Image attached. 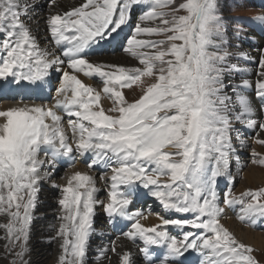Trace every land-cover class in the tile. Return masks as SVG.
I'll return each instance as SVG.
<instances>
[{
	"label": "snow or ice",
	"instance_id": "6c2138e0",
	"mask_svg": "<svg viewBox=\"0 0 264 264\" xmlns=\"http://www.w3.org/2000/svg\"><path fill=\"white\" fill-rule=\"evenodd\" d=\"M141 5L147 10L124 49L141 67L94 64L85 58L86 49L112 39L129 20L132 8ZM37 6L32 0H0V86L28 82L27 87L43 91L49 70L55 67L62 72L53 106L0 110V213L9 218L4 226L8 238L21 242L17 255L25 251L41 167L47 163L55 168L58 158H67L71 164L77 153L81 157L91 154L89 168L110 169V176L100 177L109 185L104 211L110 223L116 217L131 222L122 236L133 244L143 243L139 251L146 264H185L190 251L199 254V264H258L252 248L220 222L224 208L217 178L229 175L235 152L231 133L239 132L237 124L264 132V120L256 118L257 109L246 94L249 80L243 79L228 94L230 86L223 77L235 65L228 66L229 53L221 52L224 26L218 0H182L179 4L175 0H83L78 7L46 18L55 43L68 45L61 56L52 58L33 35L31 22ZM181 11L185 14L179 15ZM248 19L264 23V15ZM142 35L163 39L138 38ZM259 67L256 96L264 101V53ZM76 72L102 78V92L112 101L107 111L113 115L102 107L101 92L85 84ZM133 85L141 87L142 94L129 102L122 89ZM54 109L76 118L68 120L75 147L68 142L62 117ZM260 111L264 112V103ZM257 142L264 145V140ZM41 151L51 158L39 159ZM259 163L264 164V158ZM95 183L93 176L75 171L62 187L61 223L56 233L62 240L59 264H85L93 231ZM141 186L166 212L191 214L192 218L161 216L158 225L145 227L141 223L145 214L129 211ZM223 204L239 205L238 219L255 226L257 218L264 219V187L239 196L226 192ZM168 225L202 231H184L177 238L169 234ZM151 246L162 248V253L153 255ZM116 250L113 241L111 251ZM107 251V245L99 248L96 259ZM119 264H133L131 251L119 254Z\"/></svg>",
	"mask_w": 264,
	"mask_h": 264
},
{
	"label": "rangeland",
	"instance_id": "374dc122",
	"mask_svg": "<svg viewBox=\"0 0 264 264\" xmlns=\"http://www.w3.org/2000/svg\"><path fill=\"white\" fill-rule=\"evenodd\" d=\"M46 1H48V0H44L39 4V9L35 8V10H36L35 13H41L42 11L45 10V8H47ZM180 2H182V0H175L176 4H179ZM173 6H175V5H173ZM218 8H219L218 14L221 16L222 23L224 26V37H223V44L221 47V52L222 53L223 52L229 53L227 60H226V64L228 66H231V65H233V63L238 62L239 60H242L243 57H242L240 50L244 51L245 55H247V53H249V55L258 54L256 57L257 59L255 58L253 66H252V64H250L252 61H249V63L246 64L247 66H249L253 70H255L257 67L259 69H257V72H254L251 74L253 76V79H250V78L249 79L251 80L252 84L253 83L254 84L250 85V88L246 89L245 91H251L252 89H254L252 91V94H254L253 97L257 101V108H256L257 109V117L256 118L258 120H264V112L260 111V106L262 103H264V101H261L260 99L257 98L256 89H255V82L257 79H259V77H258V72L260 71V67L258 66L259 60H260L261 54L264 51V47L256 46L255 50H257V51H255L252 48V44H251L252 41L250 40L251 39V32L255 31L254 28H255V25L257 24L258 20L248 19L251 17L259 16V15H264V0H218ZM146 10H147L146 7L142 6V5L141 6H134L132 8V10L130 12L129 20L124 25L121 26V28L117 31V33L114 34L115 36L116 35L121 36V38H120L121 40H120L116 50H114L113 48L110 49V47H109V50L107 49V50H102V51H97V52L94 50H89V53H91V55L86 56L85 58L91 57V56L94 57L93 59H95V58L104 59L106 57L109 58V57H112L114 51H117V50H118L117 52H120V53H118V56H117L118 58H119V56H120V58H124V57H121L124 55H128L129 58L130 57L134 58L129 53H127L124 49L127 46L128 38L132 35V33L134 31V28L137 24L136 23L137 19ZM46 11H48V10H46ZM178 14L182 15L185 13L181 11ZM237 18H244V19H237ZM139 22L141 23V21H139ZM237 30H239V36H237ZM146 39L158 40V39H163V37L162 36H152V37L147 36ZM118 40H119V38H118ZM94 46H95V44L92 45L90 48L93 49ZM133 62L135 63L134 65L127 66V67H141V65H139L137 59L132 60V63ZM243 63H244V61H243ZM100 64H104V63L102 62ZM105 65H107V64L105 63ZM65 66L66 67H64V66L63 67L65 69H67V65H65ZM53 70H54V68H53ZM68 70L71 71L70 69H68ZM76 73H77L79 79H83L82 80L83 82L84 81H86L85 83L89 82L90 86L96 85L95 86L96 90L101 92V105H102V107L104 108V110L106 111L107 114L113 115L114 113H110L107 111L109 108L112 107V101L108 98L107 95H105L102 92V89H103L102 78L99 76H96V75L92 76V77H88V76L84 77L85 75L83 73H81V72H76ZM235 73L237 74V71L226 72L225 76L223 77L225 85L231 86V83L233 80H235V79L240 80V78ZM61 75H62V73L58 72L57 74L49 76L48 82L50 83V86L46 89V93L44 96L39 97L38 94H35L31 90H27L26 86H27L28 82H22L20 85L22 86L24 91H22L20 93V95H19L20 97H18L17 99L14 98V99L6 100L5 98L3 99V97L1 96L0 97V104L3 102H10L12 104H15L18 102L19 103L27 102V103H33V104L39 103V102L40 103L46 102L48 104L51 100L55 99V89L58 87ZM150 82L151 81L146 80V83H150ZM0 83H2V82H0ZM229 88L230 87L227 88V91L231 90ZM3 89H8V88H5L2 86V90ZM2 90H0V91H2ZM122 91H123L125 98L129 102L133 101L134 99H138L139 96L142 94L141 87H138L135 85H133L132 88L122 89ZM49 93L51 94L50 98L46 99L45 97ZM63 116L64 115L61 116L62 117V123H66L65 126H67V127H68V120L69 119H73V118H74L73 120L76 119L74 116L72 118H70L69 116L68 117L67 116L63 117ZM236 128L239 131H241V133L240 132L237 133L236 131L231 133V135L233 137V147L235 148V152L233 154L235 155V153H236V156H237L236 159H235V157L233 158V156H234L233 154L230 157V159L233 158L230 160V168H229V172L232 173V176H231V178L225 180L224 182H222L221 177L217 178V188H218L217 193H218V196L220 197V206L222 208H224V213L220 217V222L223 225V220L225 221V219H228V218L235 220V218H237L236 219L237 223H239L243 227H247L251 230L264 233V219L257 218L256 225L254 226L250 222L241 221L240 219H238L237 213L239 212V205L235 206V208L238 210V212L236 211L235 212L236 215H234L233 211H230V206H226L223 204V196L226 192L231 191V193L233 195L239 196L241 193H243L247 190H256L258 188L264 187V183H258L255 185L249 184V182L243 177V171L249 170L251 167H254V168L260 170V173L262 175L260 180L264 178V164L259 163V160L264 158V145L257 142L258 139L264 140V138L263 139H261L259 137L257 138V135L260 133L259 130H256L257 128L245 130L244 127L240 126L239 124L236 125ZM238 134H239V139H236ZM69 136H71V135L69 134L68 138H69ZM242 137L244 138V140H242L243 139ZM241 141H243V143H241ZM254 146L261 148L262 152L255 151ZM165 150H168V149H165ZM253 152L257 153L258 155L253 156ZM38 155L39 156L42 155L41 160H45V161H47L48 159L51 158V154L49 153L46 156L44 151L39 152ZM73 155L76 157L75 160L72 161L71 164H69V162H68L67 164L62 165L60 167V169H58V170H57V167H55V168L49 167L47 163H45L41 167L40 174L42 173L41 176H45L46 181L44 180L45 182L42 181L38 185V192L40 193V196H39L40 199L42 198V195L47 193V191H48V195H47L48 198L49 199H52V198L55 199V197L58 194L60 195L62 193V186L61 185L64 184V182H65L66 173H68V169L71 168V166L77 165V164L85 165V167H86V166H88V164L91 161V156L81 157L77 153H73ZM77 160L80 163L77 162ZM235 160L237 163L240 164L238 169L234 166L236 164ZM92 170H93V172L92 171L91 172L93 173V177L95 178V181L97 180L101 183L100 184L101 187H98L99 191H96L95 196H94V200L97 201V203L100 205L99 206L95 205L94 211H93V216H96L95 217L96 219L94 220V225L96 227L95 229H97V232H101L98 228L102 227V225H103L102 221H104L103 217H104V215H106V212L104 211V204H106L108 202L109 185L104 180H102V182H101L100 177H101V174L104 176H110L111 171H109L110 169H104V168L98 167V166L96 167V169H92ZM56 171H58V172L55 174ZM45 173H48V175H45ZM161 179H166V177H161ZM242 185L244 186V188L240 189V187ZM107 187H108V189H107ZM145 190L146 189H144L141 186L138 189L137 193H144ZM97 197L101 198V199H98ZM245 199H248V198H245ZM134 200H135V196H133V201ZM147 200L148 199H145L144 202L138 204L139 211H142L145 215H154L155 214V216H157L158 218L162 216L166 219H179V218L191 219L192 218L191 214L166 212L163 209L162 205L158 202L155 204L158 205V207L160 208V211L151 210V207L147 206L150 200H148V201ZM152 201L154 202V200H152ZM42 207L43 208L38 207L37 210L45 213L46 208L53 209V207H56V203L52 200H51V202L43 200L42 201ZM101 207H103V209ZM129 211L133 212V211H138V210H137V208H134V206L131 203L129 205ZM21 212H23L22 208H21ZM45 215L46 214H44V216L40 218L41 221H38L39 219L30 220L28 230L29 231L34 230L37 226L41 225V227H44L42 230V233L43 234L48 233L50 230L52 221L47 219L48 217H50L49 214H47L48 216H45ZM8 223H9L8 216L6 214H3L2 216L0 215V229L2 228V230L4 231L0 234V241L3 242V246H0V248L3 250L2 251L3 253L0 254V260L3 261L2 264H27L28 260L26 258H24L26 253L28 255L30 254V257H32V259L34 260L33 262L36 263L35 261L37 259V257H36L37 254L32 252V249H31V251L26 250L28 239L24 245L25 251H24L23 256L17 255V253L20 252V250H21L19 245H18L21 242L13 243L8 238L7 229H6V227H4ZM158 224H156V225H158ZM167 230L169 231L170 235L176 236L177 238H181L184 231H192V232L197 233V234L200 231H202V230L193 229L190 226H186L183 230H181V229H178L172 225H168ZM105 236H107V235H105ZM239 242H241V241H239ZM36 243L41 244L42 242L40 240H37V241L35 240L34 243L32 244V246H34ZM45 243H48V244H45ZM45 243H44L43 247H46V251H47L48 255L42 264H59V262L57 261V258L52 256V254H53V241H48V242L45 241ZM241 243L247 245L244 242H241ZM251 248H252L251 255L257 260L258 264H264V250L257 249L255 247H251ZM194 254L197 257H199V254L197 252L194 251ZM89 262H93V260H89ZM193 264H199V262L198 263L193 262Z\"/></svg>",
	"mask_w": 264,
	"mask_h": 264
},
{
	"label": "bare ground",
	"instance_id": "6f19581e",
	"mask_svg": "<svg viewBox=\"0 0 264 264\" xmlns=\"http://www.w3.org/2000/svg\"><path fill=\"white\" fill-rule=\"evenodd\" d=\"M42 1H44V0H32V2H34L36 5H38V7H36L38 9H39V4ZM80 3H83V0H56V4H55V6H53L52 5V0H48V1H46L47 8H45V10L42 11L41 13H35L36 10H35V8L33 9L34 18H33V21L31 22L33 35L35 36L36 42L39 45V47L41 49H46L48 51L49 58H52L53 55L61 56L62 52L64 51V49L66 47H68V45L67 44L57 45L55 43V41L53 40L52 36L49 34V31L47 29L46 18L48 17V15L50 13L60 12L62 14L64 11L69 10L71 7H78L80 5ZM46 10H48V11H46ZM139 21L140 20L138 18L136 23H140ZM144 23L146 24V26H151L150 24H147V22H144ZM254 29H255V31L251 32V39L250 40L252 41V43H251L252 44V48L255 50L256 46L264 47V23L259 22L255 26ZM118 38H119V40H118ZM120 38H121L120 35H116V36L113 35L112 39L108 40L107 42H100L99 44H95L93 49L89 48V49L85 50L86 51V56L91 55V53H89V50H94V51L97 52V51H102V50H107V49L109 50V47H110V49L113 48L114 50H116V48H117V46H118V44H119V42L121 40ZM138 38L146 39L147 36L146 35H142V36H140ZM117 51H114L113 56L109 57V58H107L105 56L106 58H104V59H100V58L93 59L94 57L91 56V57H87L86 59H88L91 63H94V64H100V63L103 62L104 64L105 63L106 64H116V65H122L124 67L132 66V65L135 64L134 62L132 63V60H136V59L135 58H131V57L129 58L128 55L121 56V57H124V58H120V56L118 58L117 56H118V53H120V52H117ZM255 51H257V50H255ZM240 52H241L242 57H243L242 60H239L238 62L233 63V65H235V69H231L230 68V70H229V71H232V72L237 71V74L236 73L235 74L240 78V80L235 79V80L232 81L231 86L229 88L231 90L228 91L229 95H232V87H235L236 85L241 84L243 79L249 80L250 85H253L254 83L252 84V82L250 80V79H253V76L251 74L254 73V72H257V69H259L257 67L255 70H253L249 66L246 65V64L249 63V61H252L250 64H252V66H253L255 58L257 57L258 54L249 55V53H247V55H245L244 51L240 50ZM263 53H264V51H263ZM243 61H244L245 64L243 63ZM65 65H67L66 62L64 64V67H66ZM53 68H54V70H53ZM53 68H51L49 70V76L58 73L56 71V68L55 67H53ZM75 75H77V73H75ZM93 76H95V75H93ZM84 77H86V76H84ZM48 78H46L47 83L45 84V87H44L43 91L34 90V89L30 88V87H28L27 90H31L35 94H38L39 97L40 96H44L45 93H46V89L50 86V83L48 82ZM81 80H83V79H81ZM85 82L86 81H84V83ZM85 84L90 85L89 82L85 83ZM58 86H59V84H58ZM92 86H93V88H95L96 85L95 86L92 85ZM20 87L21 86L10 84V85L5 87V88H8V89H3L2 91H0V95L3 97V99L5 98L6 100L14 99V98L17 99L19 97L18 91H20V90H21L20 92L23 91L22 89H20ZM1 89H2V86H0V90ZM253 90L254 89H252L251 91H246V94L250 97L251 102L254 105V107L257 108V101L253 97L254 94H252ZM50 95H51L50 93L47 94L45 98L49 99ZM55 98H57L56 97V91H55ZM55 101H56V99H53L48 104L46 102L45 103L44 102H41V103L39 102V103H34V104L46 105L48 107H51V106H53L55 104ZM22 105H33V103H27V102L19 103L18 102V103L12 104L10 102H3V103L0 104V110H6L9 107L22 106ZM54 110L56 111L57 115H60V116L64 115V116L68 117V115L62 109H54ZM70 118H72V117H70ZM0 122H3V118L2 117H0ZM65 124L66 123H62V126L64 127L67 136L69 134L71 135L68 138V142L70 144H72L73 147H75L74 142H73L72 131H71V129L69 127L65 126ZM244 129L247 130L248 128L244 127ZM256 130L260 131V133L257 135V138L259 137V138L263 139L264 138V132H261V130L259 128H257ZM239 132L241 133V131H239ZM242 140H244V138ZM254 149H255V151L262 152V149L259 148V147L254 146ZM87 156H91V154H88ZM41 157H42V155H40V156L38 155L39 159H41ZM234 157L236 159V157H237L236 153L233 156V158ZM233 158H231V159H233ZM77 162H79V161L77 160ZM67 163H68L67 158H58V160L56 162L57 170L60 169V167L62 165H65ZM235 163L236 164L234 166L238 169L240 164L237 163L236 160H235ZM96 167L97 166L89 168L88 166L85 167V165H81V164H77V165L71 166V168L68 169V173H66L65 182L61 186L63 187L67 183L68 177L72 173H74L75 171H80V172L87 173L88 175L93 176V173H92L93 170L92 169H96ZM57 172L58 171H56L55 174ZM229 173L230 174L228 176L221 177L222 182H224L225 180L231 178L232 173L231 172H229ZM41 174H40L41 178H40L39 184L42 181H44V180L46 181L45 176H41ZM243 177L249 182V184H254L255 185V184H258V183H264V178L260 180V178L262 177V175L260 173V170L254 168V167H251L249 170L243 171ZM97 182L95 183V187L97 188V191H99L98 187H101V185H100L101 183L99 181H97ZM101 182H102V180H101ZM242 188H244L243 185L240 187V189H242ZM107 189H108V187H107ZM47 195H48V191H47V193L42 195V198L40 199V197H39L40 193L39 192L37 193L36 204H35V207L32 209V213H31V215H32V219L31 220L39 219L38 221H41L40 218L43 217L44 214H46L45 216H48L47 214H49L50 217H48L47 219L52 221L51 227H50L49 232L46 233V234L42 233V230H43L44 227H41V225L37 226L35 228L36 230L35 229L34 230H30V231L28 230V243H27L26 250L31 251V249H32V252L37 254V256H36L37 259L35 261L36 263H34L33 262L34 260L32 259V257H30V254L28 255L26 253L24 258H26L28 260L27 264H42L44 262L45 258L48 255L47 251H46V247H43L45 241L46 242L53 241V254H52V256L57 258L58 262H59V256L62 254V251H61V248H60L62 240H61L60 237H58L56 235L57 230L59 229V224L61 223V220L59 219V217L62 214V209H61V205L59 204V200L62 197V193L60 195L58 194L55 197V199L54 198L49 199ZM94 196H95V193H94ZM134 196H135V200L132 202V205L134 206V208H137L138 211H139L138 204L144 202L145 199L150 200L147 206H150L151 210L160 211V208L158 207V205L155 204L157 202L159 203V201L156 200L155 197H152V196H150L148 194V189H146L144 193H136ZM98 199H101V198H98ZM43 200L50 201V202H51V200L54 201L56 203V207H53V209L46 208V212L45 213L41 212V211H38L37 210L38 207L39 208H43L42 207V201ZM152 200H154V202ZM95 205L99 206L100 204H98L97 201H96ZM101 208L103 209V207H101ZM230 211H233L234 215H236V213H235L236 211L238 212V210L235 208V206L234 207H230ZM0 215L2 216L3 213H0ZM145 216H146V218H144V217L141 218V223L145 227H151L152 225H156V224L160 223L159 218L157 216H155V214L154 215H145ZM95 217L96 216L92 217V220H93V225H92L93 231H92V233H91V235L89 237L88 248H87L86 257H85V264H119V254L122 253L123 251H126V250L131 251L133 264H146V262L144 260V257H143V253H141L139 251L140 248L144 247L143 243L141 241L137 240L135 242V244H133L132 241H129V240H127L126 238H124L122 236V232L127 231L129 229L130 223H131L130 221H127L126 219H122V218L116 217L114 219V221L110 223L109 222L110 218L108 217V215L106 213V215H104V217H103L104 221H102L103 222L102 223L103 224L102 227L98 228L101 232H97V229H95L96 227L94 225V220L96 219ZM236 219L237 218H235V220L231 219V218H228V219H225V221L223 220V226L226 227L236 237V239L238 241L244 242V243H246L247 245H249L251 247H255L257 249L264 250V233L251 230V229H249L247 227H243L242 225L237 223ZM2 232H4V231L1 228L0 229V234ZM103 233L105 235H107V236H105ZM35 240L36 241L40 240L43 244L42 243L41 244H37L36 243L34 246H32V244L34 243ZM113 241H115V243H116V249L117 250H116L115 253L111 251V246H112V242ZM45 244H48V243H45ZM105 245L108 246V251L106 252V255L104 257H101L99 260H97L96 257L99 255L98 249L104 247ZM0 246H3V242L2 241H0ZM2 251L3 250L0 248V254L3 253ZM150 251H151V253L153 255H156V254H161L163 249L159 248L158 246H151ZM193 256H194V252L190 251L189 253H187L185 262H193V259L195 261V258ZM89 260H93V262H89ZM198 262H199V258L197 259V263ZM2 263H3V261L0 260V264H2Z\"/></svg>",
	"mask_w": 264,
	"mask_h": 264
}]
</instances>
